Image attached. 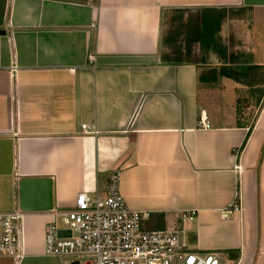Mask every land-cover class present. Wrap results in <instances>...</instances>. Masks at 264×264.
Listing matches in <instances>:
<instances>
[{
	"label": "crops",
	"instance_id": "crops-1",
	"mask_svg": "<svg viewBox=\"0 0 264 264\" xmlns=\"http://www.w3.org/2000/svg\"><path fill=\"white\" fill-rule=\"evenodd\" d=\"M221 65L264 69V0H0V210L20 208L23 177L53 191L0 264H60L45 223L115 169L147 227L264 264V97L248 123L239 95L260 81L214 77Z\"/></svg>",
	"mask_w": 264,
	"mask_h": 264
},
{
	"label": "built area",
	"instance_id": "built-area-1",
	"mask_svg": "<svg viewBox=\"0 0 264 264\" xmlns=\"http://www.w3.org/2000/svg\"><path fill=\"white\" fill-rule=\"evenodd\" d=\"M199 124L210 126L202 117ZM238 208L233 201L222 216ZM22 214L21 208L0 210V255L21 257ZM55 214L58 218L44 226V251L57 256L60 264H224L216 250L190 248L180 228L147 227L149 212L127 204L118 169L108 172L104 194L81 190L71 207ZM193 215V210L182 212L184 218ZM59 229H69L70 234L61 235Z\"/></svg>",
	"mask_w": 264,
	"mask_h": 264
},
{
	"label": "water",
	"instance_id": "water-1",
	"mask_svg": "<svg viewBox=\"0 0 264 264\" xmlns=\"http://www.w3.org/2000/svg\"><path fill=\"white\" fill-rule=\"evenodd\" d=\"M19 205L23 210H49L53 208L52 180L50 177H23L19 181ZM61 235L69 229H59Z\"/></svg>",
	"mask_w": 264,
	"mask_h": 264
},
{
	"label": "rangeland",
	"instance_id": "rangeland-1",
	"mask_svg": "<svg viewBox=\"0 0 264 264\" xmlns=\"http://www.w3.org/2000/svg\"><path fill=\"white\" fill-rule=\"evenodd\" d=\"M241 79L244 81H250L251 83L258 84L256 87L247 86L246 91L248 95H239V111L241 113L246 112L247 122L251 123L254 119L260 104L264 97V69H252L248 71L246 75H242ZM250 105L246 107V105ZM146 225V223H145ZM149 227H153L151 221L147 224Z\"/></svg>",
	"mask_w": 264,
	"mask_h": 264
},
{
	"label": "trees",
	"instance_id": "trees-1",
	"mask_svg": "<svg viewBox=\"0 0 264 264\" xmlns=\"http://www.w3.org/2000/svg\"><path fill=\"white\" fill-rule=\"evenodd\" d=\"M251 67L253 66L251 65H231V66L221 65L218 69L215 67L212 68L211 71L213 72L214 77H216V75H227V76L233 77L236 80H239L241 79L242 75H246L248 73ZM201 77H204V74H201ZM245 139L243 141V144L245 142Z\"/></svg>",
	"mask_w": 264,
	"mask_h": 264
}]
</instances>
